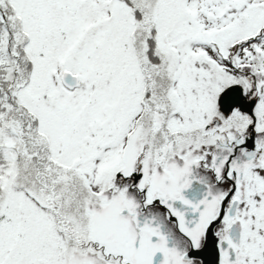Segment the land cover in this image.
Masks as SVG:
<instances>
[{"label": "snow or ice", "instance_id": "obj_1", "mask_svg": "<svg viewBox=\"0 0 264 264\" xmlns=\"http://www.w3.org/2000/svg\"><path fill=\"white\" fill-rule=\"evenodd\" d=\"M0 264H264V0H0Z\"/></svg>", "mask_w": 264, "mask_h": 264}]
</instances>
